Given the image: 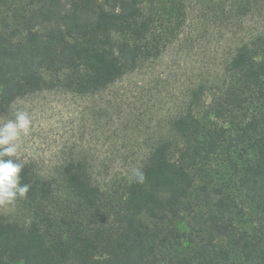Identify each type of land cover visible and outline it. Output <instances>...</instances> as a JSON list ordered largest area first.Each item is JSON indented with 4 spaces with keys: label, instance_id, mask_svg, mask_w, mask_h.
<instances>
[{
    "label": "trees",
    "instance_id": "16d2710c",
    "mask_svg": "<svg viewBox=\"0 0 264 264\" xmlns=\"http://www.w3.org/2000/svg\"><path fill=\"white\" fill-rule=\"evenodd\" d=\"M227 3L264 14V0H0V118L42 93L83 116L53 164L24 161L0 264H264V28L170 115L117 87L192 10Z\"/></svg>",
    "mask_w": 264,
    "mask_h": 264
},
{
    "label": "rangeland",
    "instance_id": "374dc122",
    "mask_svg": "<svg viewBox=\"0 0 264 264\" xmlns=\"http://www.w3.org/2000/svg\"><path fill=\"white\" fill-rule=\"evenodd\" d=\"M252 8L238 11L230 3L224 12L195 8L183 33L162 58L146 71L127 77L118 89L128 90L135 98L144 95L143 104L146 100L156 104L158 118L170 115L191 89L215 82L235 47L264 28V14ZM21 108L29 111L32 127L18 141L16 159L47 168L82 135V103L70 96L42 93L25 98L15 102L0 122L14 119L16 109ZM12 211V204L0 205V213Z\"/></svg>",
    "mask_w": 264,
    "mask_h": 264
},
{
    "label": "clouds",
    "instance_id": "9594fccd",
    "mask_svg": "<svg viewBox=\"0 0 264 264\" xmlns=\"http://www.w3.org/2000/svg\"><path fill=\"white\" fill-rule=\"evenodd\" d=\"M31 127L32 117L24 108L16 109L14 119L0 122V205L14 204L18 198H26L30 190L29 184L21 183L25 162L12 157L17 156L18 141L29 134ZM133 178L139 183L145 180L140 169H133Z\"/></svg>",
    "mask_w": 264,
    "mask_h": 264
}]
</instances>
